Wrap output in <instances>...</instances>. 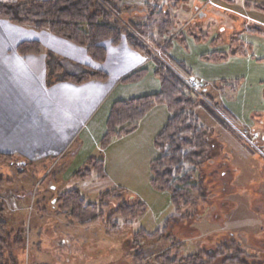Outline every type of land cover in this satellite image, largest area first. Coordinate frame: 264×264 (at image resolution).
<instances>
[{
  "label": "rangeland",
  "instance_id": "rangeland-1",
  "mask_svg": "<svg viewBox=\"0 0 264 264\" xmlns=\"http://www.w3.org/2000/svg\"><path fill=\"white\" fill-rule=\"evenodd\" d=\"M161 1L158 7L170 13L172 26L161 47L150 46V57L139 51L150 58L144 66L149 76L143 83H160L154 74L156 60L186 81L193 78L201 83L196 94L210 110L200 102L193 112L208 127L209 136L205 162L196 176L201 178L207 195L193 218L173 220L164 232L166 236L145 238L140 248L144 255L138 264H156L157 254L177 242L183 244L179 248L182 256L204 255L222 246L223 264H264V0ZM116 4L113 21L117 20L121 28L132 29L134 23L146 22L148 8L157 1L119 0ZM123 43L127 44L125 39L110 47L104 60L94 63L96 68L107 72L112 63H127ZM42 53L50 55L54 69L60 55L46 47H42ZM176 62L185 65L191 78L177 68ZM85 68L87 64L80 69L64 64V69L71 72ZM45 75V81L53 79L48 71ZM162 128L155 134L152 131V136ZM151 129L155 130V125L141 124L134 134L114 140L106 152L108 161L119 156L120 150L134 151V141ZM143 143L142 155H136L137 160L130 158L131 172L125 176L123 171L119 176L111 172L103 179H81L76 172L69 175L65 170L68 159L60 160L62 154L27 165L14 158H0V206L7 239L3 261L134 264L138 249L131 246L133 233L140 228L147 232L162 229L173 212L170 192L150 185V162L159 155L154 139ZM118 187L123 189V201H141L145 210L115 235L105 233L102 220L79 225L59 209L57 197L73 188L80 189L86 201L94 202L101 193ZM117 204L112 201L106 207L103 219ZM237 248L242 251L239 258L238 254L229 258Z\"/></svg>",
  "mask_w": 264,
  "mask_h": 264
},
{
  "label": "trees",
  "instance_id": "trees-1",
  "mask_svg": "<svg viewBox=\"0 0 264 264\" xmlns=\"http://www.w3.org/2000/svg\"><path fill=\"white\" fill-rule=\"evenodd\" d=\"M118 1H0V18L7 19L14 24H29L36 30H47L54 36L83 46L94 62L104 60L107 44L118 45L123 39L130 48L142 51L150 57L152 55L150 46L161 47L164 36L172 26L170 13L167 14L163 7H158V3L162 1L156 0L157 4L148 8L146 22L134 23L132 29L121 28L117 20L113 21ZM175 1L179 2V0H168L167 2L175 4ZM40 51L41 43L38 40H26L17 45V52L22 56L37 54ZM51 61L48 55L47 71L48 75L51 74L53 78L47 81L49 84L60 80L79 84L88 80L107 78L104 70L89 66L81 72L65 70L60 60L56 61V66L51 69ZM156 61L154 74L160 82L159 91L127 100L114 101L106 119L105 133L100 141L101 148L104 149L114 137H120L133 131L138 121L156 105H164L170 113L163 128L154 138L159 155L150 162V185L154 189L170 192L173 212L165 219L162 229L147 232L144 228H140L133 233L131 246L133 249H138L134 264H138L139 259H142L143 252L140 248L145 238L166 236L164 232L170 229L168 225L173 220L183 217L193 218L198 213L199 203L205 201L207 195L206 187L201 178L196 176V171L202 168L205 162L204 155L209 129L200 123L193 111L200 102L209 110L210 108L207 103L198 99L197 94L182 76H178L162 61ZM175 64L186 76H190L184 64L181 62ZM147 71V67H140L126 75L122 81L136 82ZM0 158L11 160L12 155L0 152ZM75 176L81 179H90L93 176L106 178L107 173L101 156L95 155L87 158L83 167L76 171ZM197 178L198 180L195 181ZM122 192L121 187L114 188L98 195L96 201L88 202L82 196L80 189L73 188L59 194L57 201L59 209L67 213L73 222L88 225L102 220L105 233L115 235L122 225H131L145 210V204L141 201L133 203L123 201ZM112 201L118 204L103 219L104 210ZM5 225L0 206V264H11L3 261V250L7 245V239L4 237ZM182 245L181 242L172 244L169 249L157 254L155 263L219 264L217 261L221 260V256L225 254L220 246L213 251L204 252V255L193 253L182 256L179 253ZM239 253L242 251L237 248L229 258L232 259L237 254L239 258ZM242 263L245 262L242 261ZM220 264H223L222 260Z\"/></svg>",
  "mask_w": 264,
  "mask_h": 264
},
{
  "label": "crops",
  "instance_id": "crops-1",
  "mask_svg": "<svg viewBox=\"0 0 264 264\" xmlns=\"http://www.w3.org/2000/svg\"><path fill=\"white\" fill-rule=\"evenodd\" d=\"M26 40H38L41 51L20 55L17 45ZM124 44L123 51L127 56L124 60L127 63H112L113 66L106 70V79L88 80L79 84L60 80L49 84L44 78L48 55L42 53V47L58 53L60 56L57 58L63 67L66 64L71 69L76 66L80 69L84 64L92 68L97 65H94L95 62L83 46L54 36L47 30H36L29 24H14L0 18V152L12 155L21 163L24 161V165L62 154L60 160L66 156L68 159L65 170L69 171V175H74L87 158L95 155L103 159L107 178L111 172L115 176L122 175V171L124 176L127 171L131 172L130 158L137 160L136 155H142L143 142L155 138L152 131L155 134L164 126L170 113L164 105L154 106L138 121L136 128L127 134L137 132L141 124L148 127L151 123L155 125V130H147L134 141V151L120 150L117 152L119 156L110 157L108 161L109 155L107 158L106 152L114 140L126 136L114 137L111 144L101 148L100 141L105 133L112 103L160 89V83L155 80L153 85L143 83L144 78L149 76V69L136 82L122 81L130 72L147 64L146 56ZM112 46L117 45L107 44V50ZM83 149L85 152L80 154Z\"/></svg>",
  "mask_w": 264,
  "mask_h": 264
},
{
  "label": "built area",
  "instance_id": "built-area-1",
  "mask_svg": "<svg viewBox=\"0 0 264 264\" xmlns=\"http://www.w3.org/2000/svg\"><path fill=\"white\" fill-rule=\"evenodd\" d=\"M187 83L189 84V86L191 87V89L194 91V92H197L199 87H200V83H198L197 81L193 80V79H190L189 81L187 80Z\"/></svg>",
  "mask_w": 264,
  "mask_h": 264
}]
</instances>
